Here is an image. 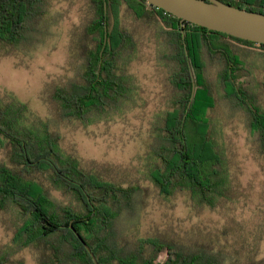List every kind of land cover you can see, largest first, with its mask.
I'll return each mask as SVG.
<instances>
[{"label":"trees","instance_id":"obj_1","mask_svg":"<svg viewBox=\"0 0 264 264\" xmlns=\"http://www.w3.org/2000/svg\"><path fill=\"white\" fill-rule=\"evenodd\" d=\"M54 0H0V54L29 55L43 43L62 14L52 15ZM264 13V0H221ZM90 16L82 32L75 31L74 73L50 89L48 100L58 120L90 124L135 104L139 84L127 71L138 44L124 17L157 30L160 60L169 67L174 96L171 108L158 115L151 131L150 179L166 195L187 192L199 202L214 204L229 183L225 157L213 135L209 112L217 105L207 64L222 65L224 97L243 107L249 127L264 156V109L245 86V61L236 48L264 44L210 30L155 7L146 0H89ZM81 36H80V35ZM80 37H79V36ZM162 41V42H161ZM264 55V51L261 52ZM194 74L195 95L192 103ZM140 96V95H139ZM26 102L9 95L0 102V210L17 211L23 221L14 245L0 249V264L30 246L44 248L43 264H95L74 232L95 252L100 264H222L224 256L195 249L163 235L139 238L121 246L114 230L119 212L141 209L143 185L123 186L83 168L59 146L50 122H29ZM48 175L51 185L72 195L80 208L56 205L48 187L35 177ZM166 258L156 262L162 255ZM256 264H264L258 261Z\"/></svg>","mask_w":264,"mask_h":264},{"label":"rangeland","instance_id":"obj_2","mask_svg":"<svg viewBox=\"0 0 264 264\" xmlns=\"http://www.w3.org/2000/svg\"><path fill=\"white\" fill-rule=\"evenodd\" d=\"M57 12L62 14L60 20L29 55L0 54V102L9 95L26 102L31 110L29 122H50L51 129L59 133L63 153L86 170L123 186L143 185L141 209L119 212L114 233L121 246L130 245L128 248L135 250L132 241L163 235L196 250L218 251L225 258L222 264L264 261V156L249 127L246 110L224 97L220 60L212 58L206 69L217 98L209 118L225 157L229 183L210 205L186 191L163 194L149 177L151 131L158 115L171 108L174 96L169 67L160 60L157 30L124 17L139 46L137 55L127 65V71L140 86L136 103L122 113L90 124L65 122L56 118L48 96L54 85L74 73V34L82 32L88 22L89 0H54L52 15ZM238 46L245 61L240 80L264 109V50ZM2 155L0 150V158ZM35 178L50 189L56 205L80 208L72 195L51 185L48 175L37 174ZM22 221L23 217L13 208L0 210V249L8 250L14 245L15 232ZM42 250V246L27 247L13 260L43 264ZM165 258L166 254H162L156 262Z\"/></svg>","mask_w":264,"mask_h":264},{"label":"water","instance_id":"obj_3","mask_svg":"<svg viewBox=\"0 0 264 264\" xmlns=\"http://www.w3.org/2000/svg\"><path fill=\"white\" fill-rule=\"evenodd\" d=\"M155 7L161 8L181 19L182 22L204 26L210 30L223 32L232 36L264 44V13L235 7L221 0H146ZM193 76V92L189 107L195 95ZM82 241L95 264H100L95 252L83 236L73 228Z\"/></svg>","mask_w":264,"mask_h":264}]
</instances>
